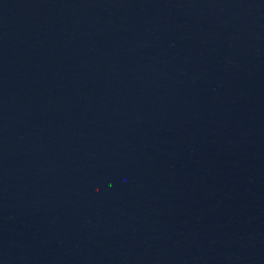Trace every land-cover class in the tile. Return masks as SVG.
Returning a JSON list of instances; mask_svg holds the SVG:
<instances>
[{
    "label": "water",
    "instance_id": "water-1",
    "mask_svg": "<svg viewBox=\"0 0 264 264\" xmlns=\"http://www.w3.org/2000/svg\"><path fill=\"white\" fill-rule=\"evenodd\" d=\"M0 264H264V0H0Z\"/></svg>",
    "mask_w": 264,
    "mask_h": 264
}]
</instances>
